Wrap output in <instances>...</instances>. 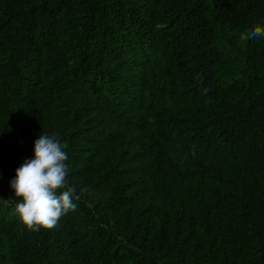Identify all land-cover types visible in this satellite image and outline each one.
<instances>
[{"label":"trees","instance_id":"obj_1","mask_svg":"<svg viewBox=\"0 0 264 264\" xmlns=\"http://www.w3.org/2000/svg\"><path fill=\"white\" fill-rule=\"evenodd\" d=\"M257 26L264 0H0V264H264ZM39 135L79 198L32 231Z\"/></svg>","mask_w":264,"mask_h":264},{"label":"clouds","instance_id":"obj_2","mask_svg":"<svg viewBox=\"0 0 264 264\" xmlns=\"http://www.w3.org/2000/svg\"><path fill=\"white\" fill-rule=\"evenodd\" d=\"M250 35L264 37V27L257 26ZM241 38L248 39L249 34H242ZM67 159L57 135H39L33 158L16 170L15 179L10 182L16 198L15 213L28 229H54L61 217L75 210L74 199L79 195L67 183Z\"/></svg>","mask_w":264,"mask_h":264},{"label":"water","instance_id":"obj_3","mask_svg":"<svg viewBox=\"0 0 264 264\" xmlns=\"http://www.w3.org/2000/svg\"><path fill=\"white\" fill-rule=\"evenodd\" d=\"M0 203H1V201H0Z\"/></svg>","mask_w":264,"mask_h":264}]
</instances>
